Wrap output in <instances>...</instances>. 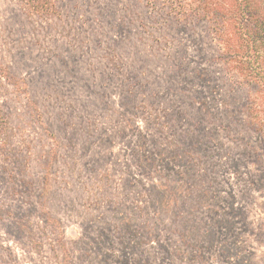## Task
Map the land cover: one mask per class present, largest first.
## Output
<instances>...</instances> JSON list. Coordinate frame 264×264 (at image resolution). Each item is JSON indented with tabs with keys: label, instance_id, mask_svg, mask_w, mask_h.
Returning a JSON list of instances; mask_svg holds the SVG:
<instances>
[{
	"label": "rangeland",
	"instance_id": "rangeland-1",
	"mask_svg": "<svg viewBox=\"0 0 264 264\" xmlns=\"http://www.w3.org/2000/svg\"><path fill=\"white\" fill-rule=\"evenodd\" d=\"M56 11L0 0V264H264V133L213 26Z\"/></svg>",
	"mask_w": 264,
	"mask_h": 264
},
{
	"label": "trees",
	"instance_id": "trees-1",
	"mask_svg": "<svg viewBox=\"0 0 264 264\" xmlns=\"http://www.w3.org/2000/svg\"><path fill=\"white\" fill-rule=\"evenodd\" d=\"M20 1L41 17L57 12L56 0ZM161 1L175 11L178 20L191 17L213 26L215 38L223 47L222 60L254 87L242 109L255 129L264 133V0Z\"/></svg>",
	"mask_w": 264,
	"mask_h": 264
}]
</instances>
